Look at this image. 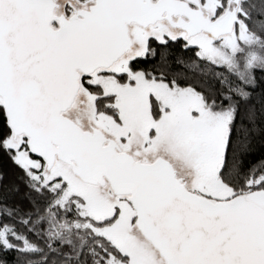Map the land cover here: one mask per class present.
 <instances>
[{
	"label": "snow or ice",
	"instance_id": "1",
	"mask_svg": "<svg viewBox=\"0 0 264 264\" xmlns=\"http://www.w3.org/2000/svg\"><path fill=\"white\" fill-rule=\"evenodd\" d=\"M0 264H264V0H0Z\"/></svg>",
	"mask_w": 264,
	"mask_h": 264
}]
</instances>
